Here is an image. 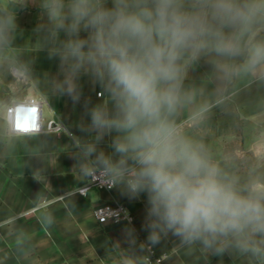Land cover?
<instances>
[{
  "label": "clouds",
  "instance_id": "obj_1",
  "mask_svg": "<svg viewBox=\"0 0 264 264\" xmlns=\"http://www.w3.org/2000/svg\"><path fill=\"white\" fill-rule=\"evenodd\" d=\"M40 8L67 92L88 75L110 99L111 109L89 115L97 142L112 137V153L87 151L110 186L146 197L158 230L150 240L171 234L189 248H232L264 264V176L242 178L178 120L194 99L183 85L192 62L209 59L224 80H264V0H40ZM14 27L15 14L0 8V48ZM36 120L21 102L8 125L26 134Z\"/></svg>",
  "mask_w": 264,
  "mask_h": 264
},
{
  "label": "crops",
  "instance_id": "obj_2",
  "mask_svg": "<svg viewBox=\"0 0 264 264\" xmlns=\"http://www.w3.org/2000/svg\"><path fill=\"white\" fill-rule=\"evenodd\" d=\"M5 6L15 27L0 48V264H258L232 248L222 255L189 248L171 234L152 242L158 230L150 226L146 197L132 196L122 184L79 193L89 169L100 167L88 147L112 153V137L97 142L89 115L97 105L111 109L110 99L88 75L67 92L40 0H0ZM183 85L194 97L178 117L185 131L242 178L264 176V80H224L201 59L187 67ZM31 98L40 103L44 125L54 119L64 130L11 132L8 106ZM107 202L124 203L135 221L100 224L94 208ZM151 250L161 262L148 259Z\"/></svg>",
  "mask_w": 264,
  "mask_h": 264
},
{
  "label": "built area",
  "instance_id": "obj_3",
  "mask_svg": "<svg viewBox=\"0 0 264 264\" xmlns=\"http://www.w3.org/2000/svg\"><path fill=\"white\" fill-rule=\"evenodd\" d=\"M101 95H102V92H99L98 96H101ZM25 102L29 103L35 109L36 115H37L36 127L30 128V130L26 134L37 133V132H41L44 130L49 131V132L64 130L63 124L58 123L54 119L48 120L45 125L42 123V118H41V114L39 110L40 103L36 98H31ZM15 105L16 104H12L8 106L6 110L7 120L10 119L11 109ZM17 126L19 127V124ZM88 173H89L88 182L78 189L81 195H87L89 190H91L92 188H99L101 190L111 191L116 187V186L114 187L110 186L108 179L106 178V176L104 175L100 167H91ZM94 215L100 224H106L108 222H112L115 224L133 223L135 221L134 215L129 211L127 206L122 202H111V203L107 202V203L101 204L94 208ZM148 259L155 260L157 262H161L162 260L160 257L155 256L153 252L151 255H149Z\"/></svg>",
  "mask_w": 264,
  "mask_h": 264
}]
</instances>
